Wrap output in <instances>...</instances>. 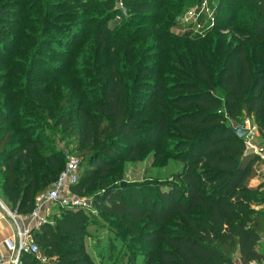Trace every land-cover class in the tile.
<instances>
[{"label": "trees", "instance_id": "trees-1", "mask_svg": "<svg viewBox=\"0 0 264 264\" xmlns=\"http://www.w3.org/2000/svg\"><path fill=\"white\" fill-rule=\"evenodd\" d=\"M7 1L0 198L31 216L71 155L80 168L70 192L92 205H59L52 222L32 229L39 256L22 252L20 264L264 261V185H253L260 160L231 130L251 119L264 140V0H210L214 30L205 39L218 48L204 54L194 48L204 38L172 31L204 0H129V17L114 29L116 0L60 4L71 13L59 12L56 0H25L29 11L19 14ZM73 39L82 43L62 71L53 57ZM149 149L181 169L123 185L120 162ZM100 220L107 243L89 250V228Z\"/></svg>", "mask_w": 264, "mask_h": 264}, {"label": "built area", "instance_id": "built-area-1", "mask_svg": "<svg viewBox=\"0 0 264 264\" xmlns=\"http://www.w3.org/2000/svg\"><path fill=\"white\" fill-rule=\"evenodd\" d=\"M118 5L123 9L122 1L118 2ZM215 11L210 5V0H204V2L197 7L191 8L187 11L181 20V25L188 27L186 33L190 35H202L209 29L213 28L215 21ZM206 19L205 22L203 20ZM248 131V134L244 137V143L249 154L257 156L260 162L264 161V149L256 147L253 144L254 136L259 133L253 120H245L243 125L237 126ZM80 168V161L75 156H70L67 159V164L64 171L59 178L52 184L49 191L43 196L37 199V209L46 203H55L64 207L92 209V205L84 200L74 198V195L70 192V188L78 183V172ZM3 210L9 217L12 226L15 228V243H11L10 250L14 253L12 258H0V264H20V256L22 252H27L31 255L39 256V249L34 243L32 237V229L42 224L48 223L46 219H39L38 210H36L31 216L26 217V221L34 223V227L23 224L21 216L16 213H12L2 206ZM46 263V260H42ZM47 264V263H46ZM241 264V263H237ZM250 264H264V262H252Z\"/></svg>", "mask_w": 264, "mask_h": 264}, {"label": "rangeland", "instance_id": "rangeland-1", "mask_svg": "<svg viewBox=\"0 0 264 264\" xmlns=\"http://www.w3.org/2000/svg\"><path fill=\"white\" fill-rule=\"evenodd\" d=\"M68 1L76 2L78 0H56L57 4H59V6H60V4H62L64 2H68ZM119 1H122L123 9H121L119 7V5H118ZM7 2L10 4L11 8L14 7L12 9V10H15L14 14H19L20 11H24V10L27 13L29 11L28 6L25 4L26 3L25 0H11V1L8 0ZM127 2H130V1L129 0H126V1L125 0H116L115 6H116V9L120 11V13L117 17H115L114 19H112V21L109 22V26L111 29H114L115 27H117L122 22L123 18L129 17V15L127 13L128 10L126 9ZM20 5L22 6V8L20 7ZM12 10H11V12H12ZM227 10H230L229 7L227 8ZM59 12L71 13L72 9H65V8L60 6ZM27 13L24 16L25 19L28 18ZM7 17L12 18L14 20V17H12V16H7ZM17 17H19V19H20V16H17ZM181 19L179 21H177L178 24L176 27H174L172 29V31H174L177 34H188L186 32L188 31L189 28L185 27L183 24L181 25V22H180ZM205 21H206V19L203 20V22H205ZM213 28H214V26H213ZM213 28L209 29L208 31H206L202 35H198V34L194 35V36H197V38H198V36L202 37L201 39L204 38V40H202L200 45H198L197 47H194V48H198L199 50H202V52H201L202 54H204L203 49H207V51H210L212 53L218 48V43H217V45H215L214 42L212 41L211 44H214V46L211 48V44H208V41L210 39L209 38L205 39V37H207L209 32H211V30H214ZM13 31L17 32V30H13ZM216 33L220 34L221 36H225V37L230 35L229 30L226 32H221V33L216 32ZM189 36H191V35H189ZM86 37H87V35H85V34L82 35V39H85ZM228 41L230 42L229 38H228ZM81 43H82V41L80 39H77V40L73 39L66 46L62 47L59 50L60 52L56 53V56H54L53 58L57 62H59V64L61 63L59 66L60 68H58V69H62V71L66 70L67 64L69 62H71V60L75 57L76 52L78 50V46L81 45ZM251 50L253 51V48ZM43 70H46V67H42V70L39 69V71H38V75L41 77H43L45 75L43 73ZM104 74H105V72L103 71L101 73L102 77L104 76ZM167 95H171V94L168 93ZM237 125L238 124H234L233 127H237ZM253 144L256 147L264 149V140L261 138L259 133H257L254 136ZM63 147L64 146H62V148ZM68 151L69 150H66V153ZM152 152H153L152 149H149L147 151V153L143 156V158L140 160L127 159V160L120 162L119 168H120V172L122 174V178H123L124 183H128V184L144 183L146 181H153V180L164 181L165 179L171 178L173 173H176L177 171H179V169H181V164L174 162V161H170L168 163L166 161H164L165 159L156 161L153 157ZM68 155H69V153H68ZM70 156L71 155H69L68 158ZM66 164H67V162H66ZM75 197H76V199H80V200H84L86 202H89L87 197L86 198H81V197H77V196H75ZM0 201H2V202L4 201V204H5V200L3 198H0ZM56 206L59 207L58 205H56ZM104 226H105L104 223L100 220V221H98V224L91 225V227L89 228V232L92 235V239L87 241V247L89 248V250H93V248H94L93 246L96 244V241L100 242L101 248H104L105 244L107 243V231H106ZM120 254L121 253H117V256L120 257ZM95 256H97V254H95L94 257ZM116 264H129V260L125 261L124 263H116Z\"/></svg>", "mask_w": 264, "mask_h": 264}, {"label": "crops", "instance_id": "crops-1", "mask_svg": "<svg viewBox=\"0 0 264 264\" xmlns=\"http://www.w3.org/2000/svg\"><path fill=\"white\" fill-rule=\"evenodd\" d=\"M257 169V177L253 181V185H264V161L259 162L256 166ZM75 197V195H74ZM78 197V196H77ZM76 198V197H75ZM54 205V206H53ZM55 203H44L38 209L37 212L39 214V219H46L48 222H52L54 216L59 215V207H57ZM2 206H4L7 210H9L6 203L4 201H0V258H12L14 253L10 250V245L15 243V228L12 226V223L7 216L6 212L3 210ZM59 206V205H58ZM21 222L26 225H30L34 227V223L30 221H26L25 218H21ZM258 250L264 254V234L261 237V240L258 245ZM264 262V261H262ZM239 263V262H238Z\"/></svg>", "mask_w": 264, "mask_h": 264}, {"label": "water", "instance_id": "water-1", "mask_svg": "<svg viewBox=\"0 0 264 264\" xmlns=\"http://www.w3.org/2000/svg\"><path fill=\"white\" fill-rule=\"evenodd\" d=\"M231 130L240 139H243L248 134L247 130L240 127H231ZM123 185H125V183H123Z\"/></svg>", "mask_w": 264, "mask_h": 264}]
</instances>
